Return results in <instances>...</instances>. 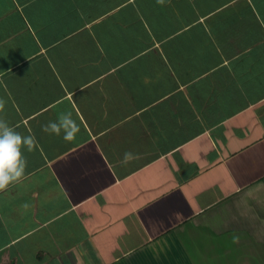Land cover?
<instances>
[{
    "label": "crops",
    "instance_id": "1",
    "mask_svg": "<svg viewBox=\"0 0 264 264\" xmlns=\"http://www.w3.org/2000/svg\"><path fill=\"white\" fill-rule=\"evenodd\" d=\"M0 99V264H264V0H0Z\"/></svg>",
    "mask_w": 264,
    "mask_h": 264
},
{
    "label": "clouds",
    "instance_id": "2",
    "mask_svg": "<svg viewBox=\"0 0 264 264\" xmlns=\"http://www.w3.org/2000/svg\"><path fill=\"white\" fill-rule=\"evenodd\" d=\"M163 3V0H158ZM6 101L0 99V113H4ZM42 130L49 134L60 136L66 142H73L80 133V125L73 119L71 111L60 112L55 120L42 126ZM37 146L34 135H23L16 127L0 116V193L5 192L10 186L20 183L26 173L27 158L24 150L32 152ZM134 154L126 152L122 163L127 164L134 159ZM27 209L29 206H23Z\"/></svg>",
    "mask_w": 264,
    "mask_h": 264
},
{
    "label": "rangeland",
    "instance_id": "3",
    "mask_svg": "<svg viewBox=\"0 0 264 264\" xmlns=\"http://www.w3.org/2000/svg\"><path fill=\"white\" fill-rule=\"evenodd\" d=\"M2 231H5V230H2ZM4 240H6V236H5L3 233H2V234L0 233V242H3ZM17 249H18V248H17ZM6 251L8 252V250H6ZM12 253H14V250H13V249H12ZM12 253H11V254H12ZM0 256H1V255H0ZM7 256H8V257H11L10 255H7ZM24 257L31 259V257H33V255H32V254H26V255H24ZM4 258H5V255H4ZM52 261H54L53 264H60V263H61V261L58 260L57 257H54ZM1 263H3V264H11L9 258L6 259V260H3ZM17 264H19V263H17ZM50 264H52L51 261H50Z\"/></svg>",
    "mask_w": 264,
    "mask_h": 264
}]
</instances>
